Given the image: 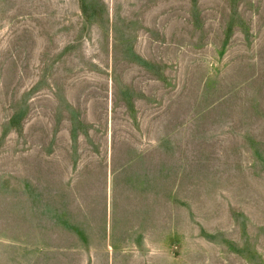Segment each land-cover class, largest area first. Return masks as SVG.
I'll use <instances>...</instances> for the list:
<instances>
[{
	"label": "rangeland",
	"instance_id": "1",
	"mask_svg": "<svg viewBox=\"0 0 264 264\" xmlns=\"http://www.w3.org/2000/svg\"><path fill=\"white\" fill-rule=\"evenodd\" d=\"M0 264H264V0H0Z\"/></svg>",
	"mask_w": 264,
	"mask_h": 264
}]
</instances>
